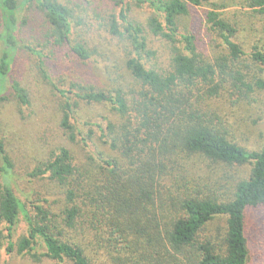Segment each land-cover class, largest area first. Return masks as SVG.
Returning a JSON list of instances; mask_svg holds the SVG:
<instances>
[{"label": "trees", "instance_id": "obj_1", "mask_svg": "<svg viewBox=\"0 0 264 264\" xmlns=\"http://www.w3.org/2000/svg\"><path fill=\"white\" fill-rule=\"evenodd\" d=\"M209 2L0 0V109L20 51L42 69L65 46L92 59L71 42L75 20L125 69L107 89L83 79L58 88L59 128L86 154L59 147L29 174L60 190L55 201L18 188L0 121V264H264V144L251 150L230 134L237 109L264 92V47L241 41L260 33L251 19L264 18V0L231 16L210 4L199 17ZM29 6L43 19L24 18ZM21 18L52 53L19 40ZM11 88L30 104L26 88ZM83 105L108 114L82 119Z\"/></svg>", "mask_w": 264, "mask_h": 264}, {"label": "rangeland", "instance_id": "obj_2", "mask_svg": "<svg viewBox=\"0 0 264 264\" xmlns=\"http://www.w3.org/2000/svg\"><path fill=\"white\" fill-rule=\"evenodd\" d=\"M247 1L210 0L208 5L197 7L196 12L200 17L211 9L210 4H228V14L231 16L236 12L239 13L243 9L242 5H246ZM246 8L243 9L244 12H251L248 7ZM28 9L29 12L26 16L23 14L24 18L28 17L32 11L37 12L35 15L43 19V14L39 10H34L30 6L27 7ZM75 16L85 22L79 9H75ZM20 20L18 38L21 42H27L45 54L54 51V48L41 39L40 34L31 32L28 26L22 22L23 18ZM251 20H254L255 27L260 29V33L254 35L251 31H244L241 41L247 50L255 45L264 47V18L256 16ZM92 39L94 40V36H88L86 27L82 24L78 25L75 20L71 42L73 45L79 42L87 44L89 52L93 54L91 60L83 61L74 57L65 46L57 50L56 59L47 62L48 67L42 69L37 58L20 51L15 66L7 76L8 81L1 95L6 98V101L0 109V121L3 125L7 148H9L15 163L18 188L25 193L47 197L52 201L57 200L60 198V190L55 185L47 179L33 180L29 174L47 161L51 152L59 147L68 146L78 160H83V154H86L80 144L66 140L59 128L65 100L57 92L58 88L67 89L71 81L76 82L83 79L84 83L91 86L107 89L112 83H115L116 79L122 78L124 75L123 63L116 59L113 51L110 52L112 47L104 45L106 41L103 44L99 39H96V42H93ZM15 82L29 92L30 104L24 105L16 97L11 88ZM257 98H259L260 104H256L254 108L248 107L241 111L237 109L235 118L233 117L234 125L232 127L234 130L230 133L241 145L251 150H259L264 144V92L260 93ZM86 107L83 105L79 110V117L82 119L93 118L92 120L102 122L103 117L108 114L106 107L101 109V113L93 112L92 114L86 111ZM229 113L232 114L231 110L228 111ZM88 132L89 130H85V133ZM248 223L250 226L255 224L254 217L249 219ZM8 264L27 263L13 257ZM254 264L259 263L255 261Z\"/></svg>", "mask_w": 264, "mask_h": 264}]
</instances>
